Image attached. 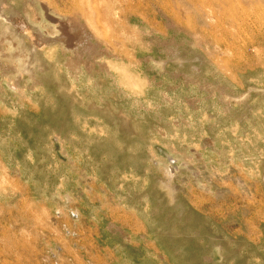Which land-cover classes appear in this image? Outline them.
Returning <instances> with one entry per match:
<instances>
[{
	"label": "rangeland",
	"instance_id": "rangeland-1",
	"mask_svg": "<svg viewBox=\"0 0 264 264\" xmlns=\"http://www.w3.org/2000/svg\"><path fill=\"white\" fill-rule=\"evenodd\" d=\"M6 1L58 41L0 52V264H264V0Z\"/></svg>",
	"mask_w": 264,
	"mask_h": 264
},
{
	"label": "bare ground",
	"instance_id": "bare-ground-1",
	"mask_svg": "<svg viewBox=\"0 0 264 264\" xmlns=\"http://www.w3.org/2000/svg\"><path fill=\"white\" fill-rule=\"evenodd\" d=\"M8 2L6 0H0V26H1V32L3 33V35L0 37V52L3 54V56L8 57L9 54H8V52H5V50L3 49V46L5 45L6 42L11 41V46L13 48H15L14 51H12V53H13L12 55L18 59H21L22 64L24 66L26 64H28V65H26V67L24 69L25 71L26 70L28 71L30 69V67H32V64L35 63V61L40 60V59L42 61L48 60L47 57H44V56L41 57L40 56L41 52L37 53L39 58H36L37 55L35 56L33 54V52H35V50H38V49L40 50L44 44H50V43L57 42L58 41V39L56 38L57 35L54 34L55 35L54 37L53 36L44 37L42 32L39 29H37L36 27H33L32 24L28 21V18H27L28 15L26 12L27 9H24L25 13H23L22 11L13 12V10L11 8L12 5L10 6L8 4ZM22 2H23V5H25L27 3L30 5H33L36 8L35 10L37 11V14L41 15L40 10H39L40 4L37 2V0H23ZM45 2L48 3V0H43V4ZM47 18H49L50 20H54L51 22H54V23L57 22V24L59 23L61 25L60 29H62L63 34L66 35V41L65 42L67 43V47L64 49L68 50L69 53L72 55V59L67 61L69 68L78 71L79 69L77 70V68L80 67L81 64H83L84 67L87 69V71H93L96 64L102 65L103 62L100 61L99 58L104 52H103V49L100 47L101 45L98 42V40L96 39L95 34L94 35L92 34V32H94L95 29H94V31L90 32L87 25L83 22V24L85 25L84 27L86 29V32L82 28H77L76 30H73L70 27V26H72V24L69 21H65L66 18L65 19L62 18V19H64V20H62L61 18L59 19V18H56L55 16L51 17V15H49V17H47ZM72 22H76V24H79V22L74 21V20H72ZM12 35H13V37H19L20 41H23L24 38L27 39L28 49L26 50V52L23 53V51L18 50L20 48H18L17 46H14L15 43L11 39ZM52 50H53V48H52ZM63 54H65V53L63 52ZM14 68L9 67V68H7V70L11 71V69L13 70ZM16 82L13 85L14 88H15ZM173 170H174L173 168H170V172ZM169 176H171V175H169ZM169 181H170V179L168 178L166 183L168 184Z\"/></svg>",
	"mask_w": 264,
	"mask_h": 264
},
{
	"label": "clouds",
	"instance_id": "clouds-1",
	"mask_svg": "<svg viewBox=\"0 0 264 264\" xmlns=\"http://www.w3.org/2000/svg\"><path fill=\"white\" fill-rule=\"evenodd\" d=\"M118 84H119V81H118Z\"/></svg>",
	"mask_w": 264,
	"mask_h": 264
}]
</instances>
